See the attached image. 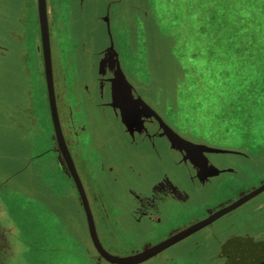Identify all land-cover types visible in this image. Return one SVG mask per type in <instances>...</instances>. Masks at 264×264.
<instances>
[{
	"label": "rangeland",
	"instance_id": "374dc122",
	"mask_svg": "<svg viewBox=\"0 0 264 264\" xmlns=\"http://www.w3.org/2000/svg\"><path fill=\"white\" fill-rule=\"evenodd\" d=\"M106 7L121 66L151 106L186 138L240 153L209 154L213 163L230 171L206 185V194L211 193L208 200L214 203L234 197L240 189L257 185L264 177V47L258 45L250 53H230L225 35L197 36L196 31L186 28L174 35L166 26L168 12L164 0H83L71 32L84 45L80 55L83 53L85 76L87 60H91L92 53L106 39L105 28L98 23ZM62 41V51H68L72 41L65 38ZM178 44L182 47L179 52ZM187 57L205 62L201 70L207 71L188 66ZM255 59L257 67L253 69L249 62ZM245 68H249L253 77L244 75ZM64 78V84L71 82V76L66 74ZM38 111L45 118L44 108L38 107ZM43 124L47 129L45 121ZM10 135L0 130V237L6 242L0 247V264H111L100 257L90 260L93 249L85 251L84 247H89L85 215L72 189L66 187L55 160L53 166L36 164L30 178L34 189L50 199L43 197L20 204L16 186L25 180L21 177L24 172L12 174L22 166L23 154H28L30 143L27 139L16 141ZM40 137L39 151L49 146L48 140ZM196 193L190 202L199 206L203 196L199 191ZM106 207L112 212L113 206L106 203ZM241 213L235 211L226 219L236 220ZM116 216L117 227L113 226L112 217L107 221L110 227H104L102 222L99 226L95 214L103 247L117 256L138 251L135 249L142 242L134 247L122 245L120 232L128 236L131 230L128 215ZM226 219L140 264H230L219 249L231 237L242 235L244 227H229ZM157 239L158 236L149 235L142 241Z\"/></svg>",
	"mask_w": 264,
	"mask_h": 264
},
{
	"label": "flooded vegetation",
	"instance_id": "af4514ba",
	"mask_svg": "<svg viewBox=\"0 0 264 264\" xmlns=\"http://www.w3.org/2000/svg\"><path fill=\"white\" fill-rule=\"evenodd\" d=\"M82 5L83 0H0V130L11 134L16 141L27 139L30 143L28 154H23L22 166H16L18 169L15 168L12 174L17 176L24 172L21 177L25 180L16 186L20 204L22 201H37L43 197L50 199L49 195L34 189L35 185L30 178L37 165L53 166L55 160L64 175L66 187L72 189L85 215L55 133L46 76L48 66L64 145L80 178L97 234L99 227L95 214L100 221L99 226L102 222L104 227H110L107 221H111V217L113 226L117 227L115 216L127 214L131 230L128 236L120 232L122 245L134 247L142 242L139 249H135L140 251L212 216L264 184L263 177L257 185L240 189L234 197L211 203L208 200L211 193L206 194L205 188L214 177L192 167L188 160H184V152L170 148L167 138L160 136L161 129L154 117L144 121V128L137 124L132 128L140 129V133L130 135L125 132L109 106L107 80L112 76V70L106 68L104 76H98L91 57V60H87L88 75L82 73L83 53H80L84 45L71 32ZM43 6L47 29L45 38L42 29ZM62 38L72 41L68 51H62ZM66 74L71 76V82L64 84L62 80ZM130 83L134 96H140L151 106L136 86ZM38 107L44 108L45 118L39 116ZM157 114L181 137L200 143L186 138ZM40 136L48 140L49 146L39 151ZM206 156L209 163L225 169L213 163L208 154ZM198 191L203 196L199 206L190 202ZM106 203L113 206L111 213ZM238 210L243 215L228 222L227 217ZM223 219H226L229 227H244L242 235L229 238L219 249L221 255H227V262L264 264V189L159 254ZM86 230L89 247L84 243V249H93L91 260L99 255L90 239L87 221ZM149 235H156L158 239L153 242L142 241V238ZM5 245V239L0 237V247Z\"/></svg>",
	"mask_w": 264,
	"mask_h": 264
},
{
	"label": "water",
	"instance_id": "95a60500",
	"mask_svg": "<svg viewBox=\"0 0 264 264\" xmlns=\"http://www.w3.org/2000/svg\"><path fill=\"white\" fill-rule=\"evenodd\" d=\"M42 14V13H41ZM43 35L44 38L47 34L46 24H45V12H44V6H43ZM111 17L109 15L108 7H106L105 11L100 14L98 17V23H101L103 27L105 28V37L106 39L103 40L101 43L100 49L97 51H94L92 54L94 65L97 67V74L98 76H104L106 72V68L112 70V76L107 80L109 83V106L115 113V115L119 118V121L121 125L123 126V129L125 132H128L130 135H133L134 132L140 133V129H132L136 124L137 126L140 125L144 128L143 123L146 119L150 117H154L155 120L159 124V129H161L160 136H165L170 144V148L174 150H178L180 152H184V160H188V163L192 165V167L199 169V172L201 170H204L207 172L208 176L210 177H217L219 173L221 172H227L230 171L229 169H219L218 167L214 166L212 163H209L208 158L206 154L211 153H227V154H240L237 151H230V150H224L219 149L215 147H211L202 143H194L191 142L183 137H181L179 134H177L170 126H168L163 119L155 112L152 107L147 104L140 96H134L133 86L132 84L127 80L121 65L119 61V54L116 50V47L114 45V41L111 34ZM97 56V61H95V58ZM92 61V62H93ZM96 74V73H93ZM96 74V75H97ZM47 76V83H48V90H49V98H50V107L52 110L53 115V122L55 127V133L56 137L58 139L59 146L63 152V155L67 161L69 171L72 175L74 184L78 190V194L80 197V201L82 203L85 215H86V221L89 231V236L92 241V244L94 245V248L99 255L100 258L104 259L108 263L111 264H140L148 259L156 256L160 252H162L164 249L169 247L170 245L180 241L181 239L185 238L189 234H191L193 231L200 229L201 227L207 225L209 222H211L215 217L228 212L238 205L242 204L244 201L256 196L258 193H260L264 189V184L250 193L246 194L245 196L241 197L240 199L234 201L221 211H218L214 213L212 216H209L208 218H205L196 224L182 230L181 232H178L154 245L148 246L143 248L140 251H137L135 253H132L130 255L126 256H117L109 253L105 250V248L102 246L94 223V219L90 210V206L88 204V200L86 198L84 189L82 187L80 178L76 172V169L69 157V154L67 152V149L64 145V141L62 138V134L60 131L59 122L57 119L56 114V107H55V101H54V94H53V87H52V78H51V72L49 69V66L47 67L46 71ZM131 100L135 103L136 107V115H135V122L130 123L129 122V113H128V107L125 103L126 101ZM133 138V136H131Z\"/></svg>",
	"mask_w": 264,
	"mask_h": 264
},
{
	"label": "trees",
	"instance_id": "16d2710c",
	"mask_svg": "<svg viewBox=\"0 0 264 264\" xmlns=\"http://www.w3.org/2000/svg\"><path fill=\"white\" fill-rule=\"evenodd\" d=\"M164 4L168 12L166 26L174 35L180 33L181 28L196 31L197 36L225 35L230 53H250L258 45L264 47V0H164ZM181 48L178 44L176 51ZM187 59L188 66H199L200 70L205 64L194 57ZM255 62L256 59L249 62L253 69L257 67ZM248 69L243 72L251 78ZM197 77L202 79V72ZM243 112L239 113L240 118ZM227 116L232 117L230 113Z\"/></svg>",
	"mask_w": 264,
	"mask_h": 264
},
{
	"label": "snow or ice",
	"instance_id": "6c2138e0",
	"mask_svg": "<svg viewBox=\"0 0 264 264\" xmlns=\"http://www.w3.org/2000/svg\"><path fill=\"white\" fill-rule=\"evenodd\" d=\"M128 107V113H129V122L134 123L135 122V115H136V107L135 103L131 100H128L125 102Z\"/></svg>",
	"mask_w": 264,
	"mask_h": 264
}]
</instances>
